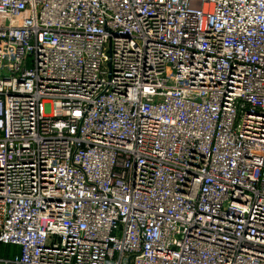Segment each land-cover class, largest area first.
<instances>
[{
	"label": "built area",
	"instance_id": "obj_1",
	"mask_svg": "<svg viewBox=\"0 0 264 264\" xmlns=\"http://www.w3.org/2000/svg\"><path fill=\"white\" fill-rule=\"evenodd\" d=\"M0 264H264V0H0Z\"/></svg>",
	"mask_w": 264,
	"mask_h": 264
},
{
	"label": "rangeland",
	"instance_id": "obj_2",
	"mask_svg": "<svg viewBox=\"0 0 264 264\" xmlns=\"http://www.w3.org/2000/svg\"><path fill=\"white\" fill-rule=\"evenodd\" d=\"M16 249V246L12 244H1L0 243V255H12Z\"/></svg>",
	"mask_w": 264,
	"mask_h": 264
}]
</instances>
